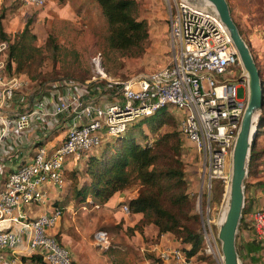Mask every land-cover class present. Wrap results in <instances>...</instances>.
<instances>
[{
  "label": "built area",
  "instance_id": "obj_1",
  "mask_svg": "<svg viewBox=\"0 0 264 264\" xmlns=\"http://www.w3.org/2000/svg\"><path fill=\"white\" fill-rule=\"evenodd\" d=\"M23 1L36 9L48 2ZM165 1L171 55L169 63L155 72L124 82L112 80L98 53L93 57L97 73L92 79L60 80L39 86L24 98L20 92L23 80L14 72L7 75L0 62V157L11 151L7 140L12 131L27 139L28 132L35 128L41 142L30 161L0 183V222L9 223V227L0 229V264H73L70 250L53 233L65 207L53 205L50 212L35 218L25 209L45 204L50 185L65 188L71 163L79 167L105 140L124 133L134 121L161 107L172 106L181 112V133L204 158L203 189L212 191L215 180L230 183L232 151L247 106L248 74L242 68L235 78L234 67L241 63L238 51L209 2ZM5 49L7 42L0 44V51ZM241 85L247 92L245 98L238 96ZM57 132L65 136L49 147V139L57 137ZM122 209L131 213L127 204ZM248 218L264 258V207L250 212ZM219 223L220 217L203 221L204 251L217 264H225ZM94 244L101 251L109 250L110 233L96 231ZM158 245L154 251L166 264H197L179 246Z\"/></svg>",
  "mask_w": 264,
  "mask_h": 264
},
{
  "label": "rangeland",
  "instance_id": "obj_2",
  "mask_svg": "<svg viewBox=\"0 0 264 264\" xmlns=\"http://www.w3.org/2000/svg\"><path fill=\"white\" fill-rule=\"evenodd\" d=\"M136 1L137 7L135 11L137 17L146 20L149 24V39L145 45V50L141 53L109 48L107 42L109 34L108 22L102 13L100 5L95 0H72L70 8L66 6V0H53L48 2L43 8L38 9L27 6L22 0H16L7 7L4 5L3 8H7V19L8 16H12L11 20L5 21L6 31L10 28V33L13 37L31 19V28L38 36L37 44L43 48L45 60L38 66L37 72L34 73H41V79L31 80L29 86L32 91H36L39 86L47 87L60 80L82 82L92 79L97 73L93 57L98 53H101L103 57L102 65L106 75L116 81L124 82L143 73L155 72L165 67L169 63L171 55L167 3L165 0ZM228 2L231 4L233 16L238 22L239 29L243 32L242 36L249 45L253 56L255 53L261 56L260 51L255 52L252 48L260 47L259 37L256 38L253 33L256 19L259 20L264 14V0H228ZM12 18H16L15 22H12ZM6 23L9 24V27L6 26ZM262 24H264V21ZM49 35L54 36L56 43L59 45V49L55 53L49 45ZM250 39L252 40L250 41ZM0 62H3L6 74L11 75L13 69L9 66L8 49L0 51ZM12 66L14 67L15 64L13 63ZM242 68V63L234 67L233 74L235 78L240 76ZM246 93L245 86L241 85L238 89V96L245 98ZM110 98L115 97L111 96ZM171 108L169 117H166L167 120H170V123L168 122L169 124L162 128V132L173 127L179 130L182 114L173 107ZM145 131L153 134L149 132L146 126ZM57 134V136H60L56 141H61L65 136L61 132H57ZM180 136L183 139L181 153L186 193L192 195L195 201L194 212L199 215L200 230L203 232L202 225L205 219L209 217L217 220L221 217L226 207L230 183L227 185L225 182L218 180L213 183L212 191L203 189L201 171L204 167V158L199 155L192 143L184 138L182 134ZM258 142L259 145L264 147V134L259 136ZM104 143L95 150L97 153L103 148ZM75 165L74 163L70 164L67 171H71L75 168ZM79 167L84 169L85 164L82 163ZM262 171H264V167ZM142 189H144L143 186L134 185L125 191H128V195L134 197ZM220 190L221 192L218 195ZM66 191H71V181L69 179ZM121 205L122 203L116 209L119 210ZM82 206L80 205L77 209L74 208L73 211L67 210L63 217L64 219L62 218V223L66 220V229L70 231L72 236L79 235L81 239L85 238L88 240L89 250L88 257H86L88 262L91 264H105V259H109L113 263H119L121 248L122 264H128L126 257H128L129 253L131 255L134 254L136 258H138L139 253L146 254L147 257L148 255H153L157 258V254L152 248L156 243L154 239L150 238L147 240L148 246L145 248L141 247L142 249H137L138 247L134 248L131 244H127V241L133 240L136 232L131 230L132 227H125L123 219L119 221L116 216V209L104 211L90 204L87 205V209ZM6 225L3 224L0 228H5ZM100 229L107 230L111 235L112 246L107 251H101L94 244V234ZM62 232L60 227L57 233L60 240ZM202 242L203 248L195 256L197 264H217L212 255H208L204 251L203 233ZM240 257L243 264H253L251 260H247L243 256V253H240ZM262 261L264 262V258ZM161 264L163 263L161 262Z\"/></svg>",
  "mask_w": 264,
  "mask_h": 264
},
{
  "label": "trees",
  "instance_id": "obj_3",
  "mask_svg": "<svg viewBox=\"0 0 264 264\" xmlns=\"http://www.w3.org/2000/svg\"><path fill=\"white\" fill-rule=\"evenodd\" d=\"M95 1L100 5L108 22L109 48L134 53L143 52L149 39V24L146 20L137 17L135 11L137 1ZM229 5L232 12L231 4ZM6 20L7 8L2 7L0 8V44L8 43L10 68H14L15 73L28 75L31 80L41 79V73H34L44 62L45 57L43 48L37 44L38 36L31 28L32 20L29 19L24 28L13 37L5 29ZM263 21L264 14L259 20L256 19L253 33L262 42H264ZM236 23L239 27L238 22ZM240 32L243 35L242 30ZM48 39L55 53L59 45L54 36L49 35ZM252 50L257 52L253 48ZM260 55L255 53L254 59L261 71L264 87V51ZM171 107H161L154 114L134 121L124 133L107 139L98 153L95 151L88 154L83 160L84 169L77 167L71 171L66 170V176L71 181L72 197L78 202H85L88 197H92L96 203L106 204L116 192L125 191L134 185L143 186L144 189L135 197L122 203V205L127 204L132 213L143 214V218L131 230L141 232L144 226L154 224L159 234H173L180 243L179 247L191 258L199 254L203 248L202 232L199 215L194 212L195 201L192 195L186 193L180 124L179 130L173 127L162 132V128L170 123L166 117H169ZM145 126L153 134L147 133ZM262 134H264V107L251 152L249 175L255 162L263 154L262 151H257V142ZM216 181L218 180L214 182ZM259 184L264 185V182ZM220 192L221 190L218 191V195ZM248 212L245 206L241 225L244 224ZM252 249L260 251V243L257 242V246ZM34 258L36 257H31ZM149 258L155 263L162 262L159 257L153 255H149Z\"/></svg>",
  "mask_w": 264,
  "mask_h": 264
},
{
  "label": "crops",
  "instance_id": "obj_4",
  "mask_svg": "<svg viewBox=\"0 0 264 264\" xmlns=\"http://www.w3.org/2000/svg\"><path fill=\"white\" fill-rule=\"evenodd\" d=\"M16 0H0V8H2L4 5L7 7L11 5L12 2H15ZM53 0H48V2ZM67 1V7L70 8V3L72 0H66ZM47 2V3H48ZM52 3V2H51ZM17 18V14L15 15ZM12 16H8V19L11 20ZM16 18H12V22H15ZM7 19V20H8ZM6 26L9 27V24L6 23ZM8 31H10V28H8ZM257 38V36H255ZM252 39H250L251 41ZM259 46L256 47V51H264V43L258 39ZM12 72L15 73L14 68ZM20 76L21 80H23L24 85L21 88L20 92L24 96V98L29 97L32 93V89L29 86V83L31 82V79L26 74H18ZM34 90V89H33ZM39 131L35 128L30 130L27 135V139L21 138V135L17 131H12L8 137L7 143L11 145V151H7L4 153L2 157H0V183L4 182L9 173H11L13 170L21 166L22 164L30 161L32 158L35 147L37 144H39L40 139L39 137ZM57 136V135H56ZM60 136V135H59ZM57 137H52L49 139V147L54 146L58 141ZM62 136V135H61ZM51 140V141H50ZM41 143V142H40ZM257 151H262V156L255 162L254 167L252 169L251 175L248 173V177L245 182V195H246V201L245 206L248 208V213L244 219V224L240 226L238 236H237V246L238 251L242 254L247 260H251L253 264H264L262 261V255L261 251H256L252 248L257 246V241L255 240L253 230L249 223L248 214L258 208L264 207V185H260V182H264V177L262 171L264 167V147L259 145V142H257ZM72 164V163H71ZM68 170V169H67ZM67 177V176H66ZM68 181V178H67ZM247 183V187H246ZM49 198L47 199V202L42 205H31L25 209L26 214L31 217L35 218L43 213H48L52 210L53 205H61L65 207L64 215L67 213V210L70 211L75 208H79L80 205L87 209V205L90 204L94 207L99 205V209H102L104 211H113L120 203H124L125 201L129 200L130 198H133V196L128 195V191H121L116 192L112 198L106 203V204H98L94 201L92 197H88L87 201L85 202H78L73 197H71V192L66 191V187L63 189H57L54 186L47 187ZM135 197V196H134ZM116 216L119 219V221H124L123 225L125 227H135V225L143 218L142 213H130L127 214L123 211L122 205L120 206L119 210L116 209ZM62 218L57 224V226L53 229V233H58L61 227L62 237L61 241L64 245L68 247V249L71 252L73 262L75 264H91L88 262V259L86 260V257H88V245L89 242L85 238L81 239L79 235L72 236L70 234V231L66 229V220L62 223ZM64 219V218H63ZM117 219V220H118ZM116 221V222H119ZM3 224H7L5 227H9V223L6 222H0V226ZM242 224V223H241ZM1 229V228H0ZM136 235L134 236L132 241H127V244H131L134 248L138 247L137 249H142L148 246L146 242L147 240L154 239L156 243L153 245V250L155 245L159 244V247H174V246H180L179 241L174 237L171 233H164L159 234V230L157 226L154 224H148L143 227V230L141 232L135 230ZM146 240V241H145ZM256 241V242H255ZM138 245V246H137ZM142 247V248H141ZM150 247V245H149ZM148 247V248H149ZM20 248H23L21 246ZM156 252V251H155ZM239 253V254H240ZM156 256L158 257V252H156ZM195 258V256H194ZM85 261V262H84ZM105 264H122V248H121V259L118 262H112L109 259H105ZM126 262L128 264H159L152 261V259L149 258V255L145 254H138V258L134 256V254L131 255V253L128 254V257H126ZM163 264H166L162 261Z\"/></svg>",
  "mask_w": 264,
  "mask_h": 264
},
{
  "label": "water",
  "instance_id": "obj_5",
  "mask_svg": "<svg viewBox=\"0 0 264 264\" xmlns=\"http://www.w3.org/2000/svg\"><path fill=\"white\" fill-rule=\"evenodd\" d=\"M226 26L248 74V97L240 130L232 151L231 180L226 207L220 217L218 238L221 241L225 264H243L238 251L237 236L245 208V182L253 144L257 138L260 116L264 107V87L261 71L251 49L235 22L228 0H205Z\"/></svg>",
  "mask_w": 264,
  "mask_h": 264
}]
</instances>
